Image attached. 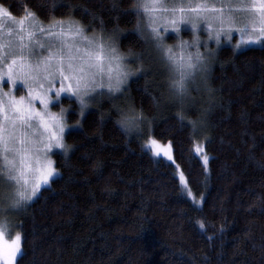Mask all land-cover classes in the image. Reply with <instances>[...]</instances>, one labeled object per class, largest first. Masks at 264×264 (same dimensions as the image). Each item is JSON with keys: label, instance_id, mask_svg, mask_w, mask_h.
Instances as JSON below:
<instances>
[{"label": "trees", "instance_id": "1", "mask_svg": "<svg viewBox=\"0 0 264 264\" xmlns=\"http://www.w3.org/2000/svg\"><path fill=\"white\" fill-rule=\"evenodd\" d=\"M136 2L0 0L16 17L27 11L44 23L103 28L127 65L135 68L139 55L151 68L121 92L96 91L82 117L76 99L63 98L76 127L65 134L68 153H54L58 174L26 211L7 213L22 234L20 264H264V43L214 47L207 88L193 85L181 109L147 30H136ZM130 106L148 117L150 132L148 123L131 132L117 123L118 108ZM148 135L171 143L173 162L151 154Z\"/></svg>", "mask_w": 264, "mask_h": 264}, {"label": "snow or ice", "instance_id": "2", "mask_svg": "<svg viewBox=\"0 0 264 264\" xmlns=\"http://www.w3.org/2000/svg\"><path fill=\"white\" fill-rule=\"evenodd\" d=\"M219 3V7L216 0H168L167 3L165 0H137L133 4L138 19L136 30L142 37L140 10L151 17L150 42L158 53V64L166 69L164 86L169 98L178 101L181 109L193 85L199 88L202 84L207 88L210 61L215 57L216 50L208 48L207 41L205 52L199 50L196 33L201 25L208 39L217 46L222 38L230 42L233 32L238 33L240 39L233 46L234 51L243 45L264 42V0H219ZM157 12L162 14L157 16ZM0 17L15 26L8 28V35L15 39L5 40L0 33V264H20L22 234L16 231L10 239H5L9 231L5 214L26 211L28 204L41 193L42 186L57 175L48 154L59 149L66 155L71 147L62 135L65 109L56 113L49 105L58 103L62 94L75 97L83 116L95 99L91 94L97 88L106 86L109 94L121 92L130 76L147 75L151 68L145 66L139 55L135 68L123 63L124 56L115 46L114 37L104 35L103 28L99 33L86 35L78 23L70 22L65 26L64 21L54 19L45 27L34 13L26 11L25 16L16 20L3 5H0ZM160 22L165 32L171 29L177 37L182 26L190 27L194 51H187L188 42L181 40L178 45L181 54L177 56L173 46L166 45L158 31ZM3 27L0 24V29ZM37 36L47 37L49 43H43ZM37 49H46V52L40 54ZM98 76L107 77L106 82H98ZM18 85L20 90H26V95L14 94ZM118 111L117 123L125 132L141 130L142 123H148L151 131L148 117L142 112L131 106L127 112L119 108ZM177 115L181 120L185 118L181 112ZM189 123L195 131L197 122ZM146 145L151 147L153 156L163 155L173 160L171 143L161 147L157 139L148 135ZM195 152L201 154L207 165L208 157L202 154L203 144H198ZM180 183L193 203L199 205L200 200L188 189L182 172ZM197 223L204 228L203 222Z\"/></svg>", "mask_w": 264, "mask_h": 264}, {"label": "rangeland", "instance_id": "3", "mask_svg": "<svg viewBox=\"0 0 264 264\" xmlns=\"http://www.w3.org/2000/svg\"><path fill=\"white\" fill-rule=\"evenodd\" d=\"M165 2L167 3L168 0H165ZM182 2H184V0H182ZM194 2H195V0H194ZM216 2H217V7H219V6H220L219 0H216ZM141 12H142V15H143V19H142V23H141V28H145V29L147 30L146 33H147V35H148V37H149V40H150V37H151V27H149V25H150V23H151V17H150L149 15H146V14L144 13L143 9H141ZM161 14H162V13H159V12L156 13L157 16H159V15H161ZM24 16H25V15H24ZM12 17H14L16 20H19V19H20L21 17H23V16H21V17H16V16H13V15H12ZM38 20H39V19H38ZM39 21H40V20H39ZM57 21H60V20H57ZM61 21H64V22H65V26H67V24L70 23V22H75L74 20H61ZM0 24L4 25V27H3L2 29H0V33L3 34V38H4L5 40H8V39H15V37H12V36H9V35H8V28H9V27H15V26L12 25L11 22L8 21V19L5 18V17H0ZM79 25H80L81 27H83L81 24H79ZM44 26L47 27V26H48V23H44ZM83 29H84V33H85L86 35H92V34H94V33H92V32H88V31H86L84 27H83ZM158 31H160L161 35L163 36L165 44H166V45L173 46L174 51H176L177 56H179V55L181 54L180 49H179V47H178L179 42H180L181 40H183V41H187V42H188V44H189L190 47L187 49V51H194V49L191 47V44H192V41H193V33H192L190 27L182 26V30H181V32H180V35H179V37H177L176 34H175L174 32L171 31V29H169L167 32H165V31H164V25H163V22H160V25H159ZM196 36L199 37V41H200V44H199V50H200L202 53L205 52V48H204V43H205V41H207L208 48L213 49L214 47H220V46H222V45H233V46H234V45L236 44L237 40L240 39V35L234 31L233 34H232V39H231L230 42H226V41H224L223 38H222L220 45L217 46L216 43H215L213 40H209V39H208V33L204 30L203 25H201V27H200L199 30L197 31ZM37 39H40V40H41L43 43H45V44L49 43V40H48L47 37H40V36H37ZM263 43H264V42L256 43V44H248V45H250V46H261V45H263ZM57 46H58V44H57ZM115 46H116V45H115ZM243 46H246V45H243ZM116 47H117V46H116ZM240 48H242V46H241ZM240 48H237L236 50H239ZM117 49H118L119 53L123 54V53L119 50L118 47H117ZM153 50L155 51V52H154V53H155V56H158V53L156 52V50H155L154 48H153ZM37 51H38L40 54H44V53L46 52V49H37ZM123 56H124L123 63L127 64V63H126V59H127V57H126L124 54H123ZM106 79H107V77H103V78H102V77H99V76L97 77V81L100 82V83H105V82H106ZM57 86H59L58 83H57ZM4 90L6 91L7 89L5 88ZM17 90H20V86H19V85L17 86ZM17 90H15V92H14L15 95H17ZM100 90H103V92L109 94V93H108V89H107L106 86L103 87V88H97V89H96V91H100ZM21 92H22V94H20V95H26V90H20V93H21ZM95 93H96V92L92 93L91 95L94 96V95H96ZM111 94H115V93H111ZM20 95H17V96H20ZM64 97H69V96H67V95H63V94H62L60 101H59L58 103H55V102H54V106H53V104H50V105H49V108H50L51 111L56 112V113H59L61 108L65 109V112H64V121H63L64 124H65V128H64V133L62 134V135H63V138H64V142H65V134H66L69 130L75 128L76 125L71 124V123L68 121V114H69L70 109H69V107H68L66 104L63 103V98H64ZM71 98L76 99L75 97H71ZM85 99H88V98L86 97ZM35 104H36V107H37V108L40 107V105H39V101H36ZM81 117H82V116H81ZM34 123H35V122H34ZM65 143H66V142H65ZM145 145H146V144H145ZM164 145H166V144L160 143V146H161V147H163ZM145 147L151 152V147H150V146H147V145H146ZM55 152H62V151L59 150V149H53L52 152H50L48 155L50 156V158H51L52 161H53V167L56 169V167H55V162H54V153H55ZM202 154H203V153H202ZM199 155L201 156V154H199ZM160 156L163 157V158H165L166 160H168V159H167L166 157H164L163 155H160ZM160 156H157V157H160ZM172 156H173V153H172ZM200 158H201V157H200ZM201 160H202V159H201ZM168 161H169V160H168ZM171 162H173V160H172ZM202 162L204 163L203 160H202ZM204 164H205V163H204ZM56 171H57V169H56ZM180 173H181V171H178V177H179V180H180ZM57 174H58V171H57ZM56 176H57V175H54L53 177H50V178H49V183H48L47 185H43L42 188L48 186V185L51 183V181H52ZM184 177H185V176H184ZM185 181H186V183H187L186 178H185ZM180 184H181V183H180ZM187 185H188V183H187ZM181 186H182V188H184L183 185H181ZM188 189H189V186H188ZM7 215H8V214L6 213V214H5V217H4V219H5L6 222H7L8 229H9V231L6 232V234H5V239H6V240H7V239H10V236H11V235H14L15 232L18 231V230H16V228H15V227H14V226L8 221V219L6 218ZM21 253H22V252H21ZM21 253L19 254V256L21 255ZM19 256H18V258H19Z\"/></svg>", "mask_w": 264, "mask_h": 264}]
</instances>
